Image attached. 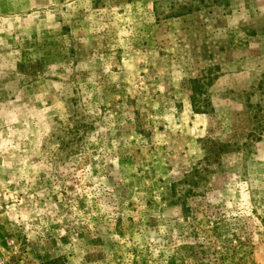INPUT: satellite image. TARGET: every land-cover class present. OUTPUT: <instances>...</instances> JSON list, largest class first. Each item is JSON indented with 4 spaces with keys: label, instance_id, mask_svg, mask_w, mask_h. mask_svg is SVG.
Masks as SVG:
<instances>
[{
    "label": "rangeland",
    "instance_id": "rangeland-1",
    "mask_svg": "<svg viewBox=\"0 0 264 264\" xmlns=\"http://www.w3.org/2000/svg\"><path fill=\"white\" fill-rule=\"evenodd\" d=\"M227 245L264 264V0H0V264Z\"/></svg>",
    "mask_w": 264,
    "mask_h": 264
},
{
    "label": "trees",
    "instance_id": "trees-1",
    "mask_svg": "<svg viewBox=\"0 0 264 264\" xmlns=\"http://www.w3.org/2000/svg\"><path fill=\"white\" fill-rule=\"evenodd\" d=\"M196 82V80L193 81V83ZM208 152V151H207ZM208 160V158H207ZM210 223L209 222H206L205 220H198L196 223H195V228L193 229V237L195 239H197L198 242H201V238H200V235H199V232L200 230H203L204 227H206V225H209ZM214 236H215V233H213L211 231V233L209 235H207V238H209L208 240L207 239H203V242H209V241H212L213 243H215L214 241ZM237 247V249L235 248ZM228 252H231V253H228ZM197 256L196 257V261H194L192 264H202V259L200 258V254L204 255L206 254L204 250H200V251H197ZM213 254H214V262L212 264H232L235 260H236V256L237 254H239V247L238 246H234V247H229L227 245V248H226V251L223 252L221 251L220 247H217L214 249L213 251ZM235 258V259H234ZM171 264H175V262L173 260H171ZM208 264H211V263H208Z\"/></svg>",
    "mask_w": 264,
    "mask_h": 264
}]
</instances>
